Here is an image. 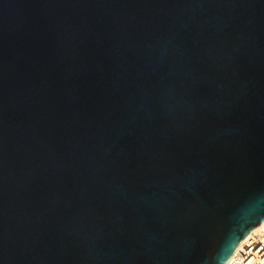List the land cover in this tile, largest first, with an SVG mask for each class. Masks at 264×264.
<instances>
[{
	"label": "water",
	"instance_id": "obj_1",
	"mask_svg": "<svg viewBox=\"0 0 264 264\" xmlns=\"http://www.w3.org/2000/svg\"><path fill=\"white\" fill-rule=\"evenodd\" d=\"M264 222V0H0V264H225Z\"/></svg>",
	"mask_w": 264,
	"mask_h": 264
},
{
	"label": "built area",
	"instance_id": "obj_2",
	"mask_svg": "<svg viewBox=\"0 0 264 264\" xmlns=\"http://www.w3.org/2000/svg\"><path fill=\"white\" fill-rule=\"evenodd\" d=\"M249 234L238 245L231 264H264V226L259 232Z\"/></svg>",
	"mask_w": 264,
	"mask_h": 264
},
{
	"label": "bare ground",
	"instance_id": "obj_3",
	"mask_svg": "<svg viewBox=\"0 0 264 264\" xmlns=\"http://www.w3.org/2000/svg\"><path fill=\"white\" fill-rule=\"evenodd\" d=\"M264 226V222H262L260 225H258L253 231H252V234L253 233H256V232H259L261 230V228ZM251 234V233H250ZM249 234V235H250ZM245 239H243V241L240 242L239 246H241L243 244ZM232 262V258H230L225 264H231Z\"/></svg>",
	"mask_w": 264,
	"mask_h": 264
}]
</instances>
